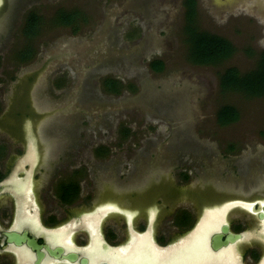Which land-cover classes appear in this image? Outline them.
Here are the masks:
<instances>
[{"label":"rangeland","instance_id":"obj_1","mask_svg":"<svg viewBox=\"0 0 264 264\" xmlns=\"http://www.w3.org/2000/svg\"><path fill=\"white\" fill-rule=\"evenodd\" d=\"M185 1L14 0L3 7V120L16 132L25 122L34 126L47 138L43 148L53 144L48 136L61 133V147L76 149L77 164L95 166L92 182L118 180L150 165L264 182V97L221 86L227 68L257 67L264 50V0H197V29L235 47L215 64L189 58ZM60 10L79 13V31L56 23ZM32 12L41 23L38 34L27 38L23 28ZM27 47L35 56L20 61L17 54ZM154 60L163 61L162 71L152 69ZM107 78L121 83L119 93L106 89ZM224 105L239 110L237 121L218 122ZM98 148L108 155L96 156Z\"/></svg>","mask_w":264,"mask_h":264},{"label":"flooded vegetation","instance_id":"obj_2","mask_svg":"<svg viewBox=\"0 0 264 264\" xmlns=\"http://www.w3.org/2000/svg\"><path fill=\"white\" fill-rule=\"evenodd\" d=\"M13 2L0 0V19ZM6 103L0 96V264H264V182L183 165L92 182L95 166L77 164L61 133L43 148L34 126L16 132L3 120Z\"/></svg>","mask_w":264,"mask_h":264},{"label":"trees","instance_id":"obj_3","mask_svg":"<svg viewBox=\"0 0 264 264\" xmlns=\"http://www.w3.org/2000/svg\"><path fill=\"white\" fill-rule=\"evenodd\" d=\"M187 21L186 33L189 45V58L198 64H215L229 57L235 52V47L230 40L225 37L207 31L198 30L194 25V18L197 15V0H186ZM79 13L77 11L66 12L60 10L55 19L56 23L72 27L74 32L80 30ZM41 18L37 13H30L23 28V33L27 38L35 37L40 28ZM35 50L27 47L17 55L20 61H29L35 56ZM151 67L155 71H162L163 61L154 60ZM106 89L118 92L121 83L113 78L105 80ZM221 86L224 91L243 92L252 97H264V50L260 53L257 67L248 72H241L237 67L227 68L221 76ZM239 110L232 105L222 106L217 114L218 122L227 125L239 119Z\"/></svg>","mask_w":264,"mask_h":264},{"label":"bare ground","instance_id":"obj_4","mask_svg":"<svg viewBox=\"0 0 264 264\" xmlns=\"http://www.w3.org/2000/svg\"><path fill=\"white\" fill-rule=\"evenodd\" d=\"M211 222H206V224L204 225L205 227H204V229L202 230V232L204 233V232H206V230L208 229V227H210L211 226V224H210ZM211 228V227H210ZM199 240V239H198ZM196 260H198L196 257H192V261H196Z\"/></svg>","mask_w":264,"mask_h":264},{"label":"snow or ice","instance_id":"obj_5","mask_svg":"<svg viewBox=\"0 0 264 264\" xmlns=\"http://www.w3.org/2000/svg\"><path fill=\"white\" fill-rule=\"evenodd\" d=\"M262 240H264V237H261Z\"/></svg>","mask_w":264,"mask_h":264}]
</instances>
